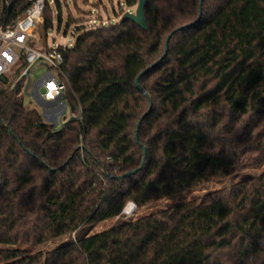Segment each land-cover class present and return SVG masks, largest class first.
Instances as JSON below:
<instances>
[{
    "label": "trees",
    "instance_id": "16d2710c",
    "mask_svg": "<svg viewBox=\"0 0 264 264\" xmlns=\"http://www.w3.org/2000/svg\"><path fill=\"white\" fill-rule=\"evenodd\" d=\"M31 1L0 0V25ZM144 15L58 46L76 115L58 127L0 83V264H264V171L31 251L264 162V0H145ZM52 21L46 0L44 45Z\"/></svg>",
    "mask_w": 264,
    "mask_h": 264
},
{
    "label": "built area",
    "instance_id": "2783aa9c",
    "mask_svg": "<svg viewBox=\"0 0 264 264\" xmlns=\"http://www.w3.org/2000/svg\"><path fill=\"white\" fill-rule=\"evenodd\" d=\"M45 2L32 0L13 23L0 25V83L2 88L9 90L21 82L19 94L22 100L23 95L30 98L23 105L37 109L43 120L55 128L76 115L70 109L66 83L60 73L64 57L58 49L59 45L38 46L31 43L32 31L42 19ZM35 63L44 69L31 82L29 70ZM128 205L130 208L126 210ZM135 207L134 202L128 201L120 214L129 217Z\"/></svg>",
    "mask_w": 264,
    "mask_h": 264
},
{
    "label": "rangeland",
    "instance_id": "374dc122",
    "mask_svg": "<svg viewBox=\"0 0 264 264\" xmlns=\"http://www.w3.org/2000/svg\"><path fill=\"white\" fill-rule=\"evenodd\" d=\"M48 4L51 8L53 21L52 27L47 29L45 41L49 45L62 46L72 45L76 37L84 28L96 26L101 23L115 22L121 19L125 12L134 11L136 6V3L134 5L127 6L124 3V0H58L57 5L53 0H50L48 1ZM58 12L60 22H58ZM69 14L72 16V21L70 23H68ZM43 41L41 21H39L32 31L31 43L41 46ZM43 69L44 67L38 63H35L30 68L29 73L31 75V82H33V80L39 76ZM13 79L14 76L11 81H13ZM29 100L30 98L28 96L23 95L24 103H27ZM263 171L264 162L261 164L244 167L226 177L210 181L201 187H196L182 194L159 200L150 206L139 207L136 205L134 212L129 217H125V215L122 213L113 218L100 221L92 226H82L77 229L76 232L38 244L32 247L31 251H45L70 239L81 237L85 233L99 231L111 225L117 224L124 219L134 218L141 213H146L151 210L166 207L176 202L185 201L193 196L202 194L203 192L209 190L217 189L223 186H229L231 183L237 180L257 175Z\"/></svg>",
    "mask_w": 264,
    "mask_h": 264
},
{
    "label": "water",
    "instance_id": "95a60500",
    "mask_svg": "<svg viewBox=\"0 0 264 264\" xmlns=\"http://www.w3.org/2000/svg\"><path fill=\"white\" fill-rule=\"evenodd\" d=\"M144 4H145V0H137V3H136L134 11L125 12L123 14L122 18H129V19L133 20L137 25L142 27L143 29H146L147 28V23H146L145 15H144ZM199 13H201V1H200V4H199ZM168 39H169V36L166 38V43H165L166 46H167ZM165 53H166V50L164 51V54ZM135 85L140 91H142L143 95L148 99V101H149L148 110H149L150 107H151V99H150L149 94L142 89V87L140 86V84L138 82V78L135 79ZM148 110L145 113H147ZM135 140L136 141L138 140L137 135H135ZM142 148H143V153H145V149H144L143 146H142ZM135 171H136V169L132 170L131 172L133 173ZM131 172H126V173L122 174L121 177L122 176H126L127 174H129Z\"/></svg>",
    "mask_w": 264,
    "mask_h": 264
},
{
    "label": "bare ground",
    "instance_id": "6f19581e",
    "mask_svg": "<svg viewBox=\"0 0 264 264\" xmlns=\"http://www.w3.org/2000/svg\"><path fill=\"white\" fill-rule=\"evenodd\" d=\"M130 206L128 205V207L126 208V210H129Z\"/></svg>",
    "mask_w": 264,
    "mask_h": 264
}]
</instances>
